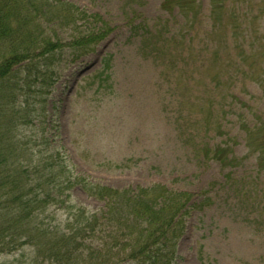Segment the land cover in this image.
Segmentation results:
<instances>
[{
	"label": "rangeland",
	"instance_id": "1",
	"mask_svg": "<svg viewBox=\"0 0 264 264\" xmlns=\"http://www.w3.org/2000/svg\"><path fill=\"white\" fill-rule=\"evenodd\" d=\"M67 1L99 14L111 31L94 53L78 62L71 64V51L57 59L54 68L58 73L52 76L58 80L46 93L40 94L37 90L41 87L35 85L33 94L23 90L18 95V102L30 99L28 111H34L31 117L36 124L16 132L22 159L30 162L33 155H38L33 152L48 146L60 152V160L79 180L66 192V202L50 204L43 217L60 228L75 221L78 207L100 215L106 205L92 192L96 184L119 189L159 184L191 195L192 208L175 264H264V172L258 170L246 143L239 111H223L224 97L230 98L233 90L247 103L242 109L252 124L261 120L256 114L264 116L262 88L245 72L251 68L259 73L254 66H259L261 59L258 55L246 59L244 70L230 62L231 69L222 62L217 65L215 56L209 60L210 65L202 66L204 58L212 56L211 44H220L225 51L226 29L232 33L231 26H238L237 16L229 11V27L213 29L209 0H202L198 19L189 23L182 12L176 16L165 12L163 0ZM238 1L255 9L261 3ZM129 22H143L146 28L141 29L145 32L133 33ZM165 22L168 26L160 33ZM44 25L49 31L55 29L66 42L76 34L75 27L59 26L47 17ZM86 26L94 30L103 23L90 19ZM249 30L256 38H264V19L244 32ZM147 32L157 38L163 35L160 43L168 40L170 44L160 47L145 43L144 38H150ZM244 32L237 29L241 39ZM105 55L113 58L111 76L98 77ZM4 107L10 116L14 113L11 107ZM220 122L225 129L222 133ZM45 138L49 144L34 143V139ZM219 145L228 147L229 156L238 158L239 163L225 167L203 150ZM118 162L129 166L119 168ZM259 173L257 182L253 179ZM229 174L231 179L226 178ZM83 176L88 181L85 186L80 182ZM233 180L245 184L253 199L246 197L241 186L234 187ZM87 244L92 246V236ZM32 252L29 244L18 251L6 248L0 250V262L31 264L26 261Z\"/></svg>",
	"mask_w": 264,
	"mask_h": 264
},
{
	"label": "trees",
	"instance_id": "2",
	"mask_svg": "<svg viewBox=\"0 0 264 264\" xmlns=\"http://www.w3.org/2000/svg\"><path fill=\"white\" fill-rule=\"evenodd\" d=\"M223 1L209 0L211 27H229L230 13L237 16L239 23L237 27L235 24L231 26L232 33L226 29L225 51L220 44H211L214 50L212 56L204 58L202 66L206 68L210 65L209 60L215 56L217 65L222 62L223 66H229L230 62L236 69L244 70L246 59L258 55L261 63L254 67L262 72L257 73L258 70H255L253 73L259 75L258 82L263 86L264 95V44L260 42L264 38H256L250 30L244 32L254 22L259 24L264 19V11H261L264 0L256 9L241 6L238 0H231L228 4ZM202 2L163 0L162 8L175 16L182 12L189 23L192 19H198ZM46 17L59 26L75 27L74 38L66 42L58 37L55 29L47 30L44 25ZM90 19L97 23L102 21L103 26L90 30L86 26ZM143 22L146 21L143 19ZM143 22H131V31L145 32L142 30L146 28ZM164 26H168V23L161 25L160 33ZM237 29L244 32L242 39ZM110 31V26L99 14L89 13L67 0H0V250L9 248L17 251L24 244H29L33 248L28 258L31 264H43L44 261L48 264H171L176 258L178 242L186 231L192 208V204L189 205L191 195L159 184L124 189L96 184L95 190L91 191L106 205L100 215L78 207L75 221L60 228L51 225L43 217L50 204L66 202V192L79 180L60 160L59 151L44 146L49 144L44 141L48 138L40 141L34 139L36 145L44 141L42 144L46 149L33 152L38 155H33L30 162L22 159V148L16 132L21 127L36 124L31 117L34 111H28L30 99L18 102V95L23 90L30 95L35 85L41 87L37 90L40 94L46 93L56 82L52 75L58 73L54 67L60 55H65L71 49L70 55L73 61H77L81 56L95 51ZM145 34L150 37L144 38L147 44L160 47L170 44L168 40L160 43L163 35L157 38L148 32ZM172 39L176 40V36ZM230 48L239 51L233 52ZM112 62L111 55L103 58L101 75L107 73L106 76H111ZM252 71L249 68L245 72ZM103 83L101 81V85ZM224 98L227 101L223 111H239L246 143L256 157L258 170L264 172V116L256 114L261 120L252 124L242 109L247 103L238 98L233 90H230V98ZM4 100L7 102L4 103ZM4 105L12 108L14 113L11 116ZM219 131H225L222 122L219 123ZM29 149L33 150L32 147ZM203 150L212 153V157L225 167L239 163L238 158L229 156L230 149L224 145ZM116 166L122 168L129 164L118 162ZM260 173L253 180L259 182ZM226 178L231 179V175ZM80 182L84 186L88 183L84 176ZM233 183L237 189L241 186L247 192L246 197L250 195L245 184L236 180ZM56 236L59 241L53 243ZM90 236L93 239L92 246L87 244Z\"/></svg>",
	"mask_w": 264,
	"mask_h": 264
}]
</instances>
